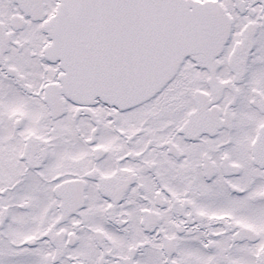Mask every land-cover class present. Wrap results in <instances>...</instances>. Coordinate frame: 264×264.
Instances as JSON below:
<instances>
[{
	"label": "snow or ice",
	"instance_id": "6c2138e0",
	"mask_svg": "<svg viewBox=\"0 0 264 264\" xmlns=\"http://www.w3.org/2000/svg\"><path fill=\"white\" fill-rule=\"evenodd\" d=\"M0 264H264V0H0Z\"/></svg>",
	"mask_w": 264,
	"mask_h": 264
}]
</instances>
